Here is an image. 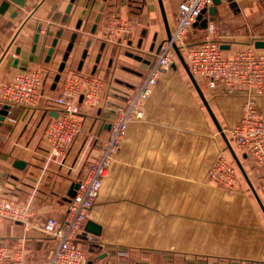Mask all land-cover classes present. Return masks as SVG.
Returning a JSON list of instances; mask_svg holds the SVG:
<instances>
[{
	"label": "crops",
	"instance_id": "0c3cea01",
	"mask_svg": "<svg viewBox=\"0 0 264 264\" xmlns=\"http://www.w3.org/2000/svg\"><path fill=\"white\" fill-rule=\"evenodd\" d=\"M3 1L0 0V4ZM71 1L27 0L23 7L9 2L8 8L0 13V87L16 70L30 69L37 64L52 65L57 69L73 33L77 34V38L60 81L72 70L94 75L103 81L98 105L81 117V132L62 161L49 160L40 141L41 128L48 115L54 114L45 108L43 100L59 91V83L54 90L51 89L56 72L51 76L52 82L45 84L43 98L36 109L23 114L19 108H10L0 127V136L6 137L5 142L0 141V196L29 203L31 208L28 226L0 219V244L20 245L31 264H42L50 255L53 241L40 232L42 222L47 217H63L68 204L65 198L70 186L84 176L89 165L96 160L99 144L110 133V124L115 116L110 111L121 107L144 79L158 45L172 32L173 18L179 2L161 0V9L158 0H124V4L120 0H107L95 32L91 34L102 0H74L72 4ZM70 4V10L66 12ZM83 9L86 14L77 29ZM230 9L241 12L237 3ZM220 11L223 12L220 7L217 8V12ZM114 19L131 25L132 31L117 34L109 42L106 39L107 28ZM58 31L61 34L56 49L50 61L46 62L47 52ZM35 34H38L37 47L31 56ZM88 39H91L88 53L79 69ZM250 42L252 40L243 45ZM102 45L103 50L100 51ZM224 46H228V53L237 50V44L231 41ZM258 51L264 52V48ZM98 54L100 59L96 63ZM171 73L167 75L171 77L176 72ZM197 83L199 84L198 81ZM164 85L165 83L160 86L163 96L159 98L163 99L158 101L156 97L154 102H147L144 106V116L148 122L143 125L142 132L148 131V135L153 136V142L157 143L150 146V151L143 148L144 154L141 156H127L129 160H133V168L134 165H139L125 173L126 190L130 193L121 198H108L105 194L98 196L87 221L100 226V233L94 235L84 230L78 238V244L87 251L89 264H264V219L256 211L259 208L264 209V165L254 164L244 152H241L243 160L239 163L246 178L239 171L237 196L215 201L217 204L214 207L219 208H216L219 223L217 227L212 226V230H207L206 234L207 239L216 240L212 248L192 246L188 250L182 246L178 248L176 243L174 248H167L161 241L164 230H157L159 235L156 242V237L151 235V244L135 246L120 241L128 238V235L123 234L126 233L123 223L126 224L131 218L134 220L133 208L147 211V219L151 212L161 222L164 216L161 208L164 209L167 205L165 192L171 178L174 192L184 184L187 190H192L196 181L199 183V178L203 181L202 176L209 158L207 150H198L196 133L190 129L187 131L192 145L182 151L170 143L175 133L163 130V123L157 120V113L168 106L163 93ZM202 86V93L228 140L226 132L240 119L243 102L240 98L226 97L221 93L212 97L203 84ZM175 91L173 100L176 95L180 99L181 93ZM179 107V111H183L181 105ZM258 107L264 109V100L258 102ZM195 108H199L196 103ZM190 116L192 113L186 111L185 118L192 120ZM198 127L202 128L205 137L202 139L207 146V138L212 128L204 117L203 121H199L197 129ZM221 139L224 142L222 136ZM235 155L239 160L236 153ZM17 160L24 162L21 168L14 166ZM138 175L142 176L139 184ZM140 186L149 195L154 193L152 197H135L134 190ZM249 190L254 196L252 199ZM207 191L205 194L209 193ZM192 201H183L181 197H176L172 206L181 208L183 205H192ZM213 201L207 203L214 205ZM212 213L213 210L211 215ZM176 218L175 215V221ZM118 252H126L127 257H119Z\"/></svg>",
	"mask_w": 264,
	"mask_h": 264
},
{
	"label": "built area",
	"instance_id": "2783aa9c",
	"mask_svg": "<svg viewBox=\"0 0 264 264\" xmlns=\"http://www.w3.org/2000/svg\"><path fill=\"white\" fill-rule=\"evenodd\" d=\"M211 5L212 0H179L177 3L170 39L158 45L144 79L126 103L127 109H116L108 141L101 149L102 154L97 156L77 182L78 188L67 204L63 217H47L42 222L40 232L53 241L51 253L42 264H89L87 251L78 244V238L84 232L89 212L99 196L109 158L119 147L128 124L141 117V107L151 95L159 75L174 64L177 58L174 46L180 51L192 76L204 85L212 97L221 93L242 100L240 119L226 132L228 141L245 154L255 155L259 161L264 159V109L258 107V102L264 100V55L254 47L256 40L228 53L222 49L228 42L211 39L215 33L214 22H208L204 29H199L204 33L203 39L193 43L187 41L188 35L195 29L193 24L197 17ZM131 31V25L114 19L109 23L106 39L112 42L117 34ZM55 72L56 68L52 65L40 64L30 69L16 70L0 87V105H6L9 109L19 108L23 114H28L41 103L43 88L46 83L52 82L51 76ZM102 90V80L72 70L59 82L58 93L44 98L45 108L56 114V117L48 115L40 136L49 160L62 161L65 158L81 132V117L98 105ZM0 141L5 142L6 137L0 136ZM208 177L215 185L227 190L237 186L235 169L224 156L218 158ZM30 209L29 203L0 196L1 220L28 226ZM117 255L127 257L126 252H118ZM0 264L31 263L20 245L0 244Z\"/></svg>",
	"mask_w": 264,
	"mask_h": 264
},
{
	"label": "rangeland",
	"instance_id": "374dc122",
	"mask_svg": "<svg viewBox=\"0 0 264 264\" xmlns=\"http://www.w3.org/2000/svg\"><path fill=\"white\" fill-rule=\"evenodd\" d=\"M235 3L238 4L241 12H235V10L232 11L230 9L229 3L226 0L221 3L219 7L223 10L224 13L221 11L219 13L217 12L216 20L213 23L215 33L214 35H212L211 39L215 41H231L232 43L237 44V49L243 48L244 43L249 42L253 39L256 41H264V1L262 0L260 2H251L250 0H237V2ZM203 37L204 33L195 28L194 30H192L191 34L188 35L187 41L193 43L196 41H200L201 39H203ZM258 52L264 55L263 51ZM171 72L176 73L171 75L170 77L167 74H172ZM164 83L165 85L163 86V93L164 96L166 95L165 101L166 105L168 106L157 113V117L159 115V119L157 120H159L158 122L163 123V130H166L171 134L175 133V137L170 143L172 146L176 145V147H179L182 151L192 145L188 139L189 133L187 131H189L190 129L191 132L196 133L195 136L198 141V150H207V158H209L207 164L205 165L206 168L204 176H202L203 181L201 182L199 178V183L196 181V185L192 190H187L186 184H184V186L180 185L179 189L174 192V188L172 187L173 179L171 178L169 183L167 184V189L165 192L167 205L164 209L161 208L164 212V216H162L160 220L161 222L158 221L157 216H152L153 213L150 212L151 216L149 217V219H147V211H143L141 208H133V214L135 217L134 220H132L131 218V220L129 219L126 224L123 223V225H125L124 229L126 228V233L123 234L128 235V238L121 239L120 241L135 246L146 245L150 242L151 235H154L156 237V242L159 235V232L157 230H164V234L160 233L164 237L161 241L165 243L167 248H174L176 246L175 243L177 244L178 248L182 246L187 248L188 250L192 246L212 248L215 245L216 240L207 239L206 234L207 230H212L211 227H217L219 223V220L216 217V208L218 207L214 206L215 204H217L216 202H219V199L226 197L234 198L237 196V189L239 184L238 174L240 170L235 160L230 155V152L228 151L226 145L222 141L220 133L216 129L215 125H212V121L208 112L199 99L178 58H176L174 64L170 68H168L167 71L159 75V79L152 89L151 95L147 100L144 101L141 107V117L133 119V122L128 124V126L126 127L122 135L119 147L115 152L111 154L109 158L106 176L103 180L99 196L105 194L104 196L108 198L109 196L113 198H121L126 197V194L130 193L126 190L127 178L125 173H127L128 169H135L139 165H134L133 168V166L131 165V161L133 160H129L127 156L129 157L132 154L141 156V154H144L143 148L145 151H150V146H154L156 141L153 142V136H149L146 129V132H142L143 125L148 122L146 116H144V106L147 102H154V99H157L156 97H158V101L163 99V97L162 99L159 98H161V95L163 96L160 86ZM199 86L202 89L203 86L200 82ZM174 90H176L175 93H181L180 99L176 95L175 99L173 100ZM133 94L134 92L129 94L121 108L127 109L126 103ZM195 103L198 105V110L202 112V115L201 112H199L197 108H195ZM179 105H181V108H183V111L181 112L179 111ZM186 111H188V113H192V116H190L192 120H187L185 118ZM202 116L207 121L208 126L212 128L211 134L209 138H207V146H205V140H203L205 139V137L202 134V128L198 127L197 129L199 121H203ZM109 135L107 139L99 144L97 148V156L102 154L101 149L108 141ZM145 142L146 146H144ZM230 145L233 151L237 154L239 161L242 162V151L236 149L234 146H232V144ZM146 154H149V152H146ZM245 155L247 156V154ZM221 156H224L235 169L237 178V186L235 189H224L219 185H215L214 182L211 181V178L208 177L210 169L217 163L218 158ZM248 156L251 158L254 164L264 165V159L259 161V159H257L255 155ZM141 177V175H138V184L141 181ZM168 177L169 176H165V178ZM181 187L183 188L181 189ZM205 189L209 190L207 191ZM206 191L209 193L205 194ZM134 193L135 197L140 199L147 198L148 196L152 197L151 195L154 194L151 193V195H149L148 192L141 189V186L135 189ZM249 195L251 199L254 197L252 191L250 190ZM176 197H181L183 201L193 200V203L192 205H183L181 208H175L174 206H172V201ZM212 200H214V205H211V203H207L209 201L212 202ZM185 203L189 204V202ZM212 210L213 213L211 215ZM256 211L258 215L264 219L263 210L259 208ZM175 215L177 216V221H175ZM163 221L165 223H163ZM207 221H209L210 223L207 224ZM218 241L219 240H217V242Z\"/></svg>",
	"mask_w": 264,
	"mask_h": 264
},
{
	"label": "water",
	"instance_id": "95a60500",
	"mask_svg": "<svg viewBox=\"0 0 264 264\" xmlns=\"http://www.w3.org/2000/svg\"><path fill=\"white\" fill-rule=\"evenodd\" d=\"M27 0H4L1 4H0V13H3L9 6V2L13 3L14 5H17L19 7H23L25 5ZM107 0H102V3L100 4V7L98 9V12L94 18V23L92 25V28H91V34H93L95 32V29H96V26H97V23L99 22V19H100V16H101V12L103 11V8H104V5H105V2ZM121 1V4H124V0H120ZM228 3H229V6L232 8V7H235L236 6V3L233 1V0H226ZM74 2V0L71 1V4ZM159 4H160V8L162 9V3H161V0H158ZM222 3V0H212V5L206 9V10H203L199 16L197 17L196 19V22L193 24V28H197V29H204L207 25L208 22H214L216 20V15H217V8L221 5ZM71 4L68 6L66 12H69L70 10V7H71ZM85 14H86V10L83 9L80 13V16H79V20L77 22V25H76V28L79 29L80 26H81V23H82V20L84 19L85 17ZM207 15V16H206ZM39 31V28L37 29V32ZM60 34L61 32L58 31L57 34H56V37L54 38V40L52 41L51 43V46L47 52V56L45 58V61L46 62H49L51 57L53 56L54 54V51L56 49V46H57V42H58V38L60 37ZM77 38V34L76 33H73L70 37V40H69V43L67 44L66 48H65V52L61 58V62L60 64L58 65V68H57V71H56V74L53 78V82H52V86H51V89L54 90L56 85L59 83L60 81V77H61V73L64 71L65 67H66V63L69 59V55L70 53L72 52L73 48H74V43H75V40ZM167 39H170V34H168L167 36ZM37 40H38V34H35L34 36V41H33V44H32V47H31V56L35 53L36 51V47H37ZM90 43H91V39H88L87 42H86V45H85V49L84 51L82 52V55H81V61H80V64L78 66V68L80 69V67L82 66L83 64V61L85 60L86 56H87V53H88V48L90 46ZM254 47L256 49H263L264 48V42L262 41H255L254 42ZM228 46H222V49H227ZM103 50V45L101 46L100 48V51ZM174 50H175V53H176V56L179 60V62L181 63L183 69L185 70L193 88L195 89L197 95L199 96L203 106L205 107L206 111L208 112L211 120L213 121L216 129L218 130V132L220 133V135L222 136L224 142H225V145L228 149V151L230 152V155L232 156V158L235 160L239 170L241 171L242 175L246 178L245 176V173L239 163V160L237 159L229 141L225 138L224 134H223V131L221 130L207 100L205 99L203 93H202V90L199 86V84L197 83L196 79L192 76V74L190 73L182 55L180 54V51L178 50V48L176 46H174ZM100 59V54H98V56L96 57V63H98ZM139 59V58H138ZM8 110H9V107L6 106V105H0V127L3 123V121L5 120L7 114H8ZM110 113L116 115V111H110ZM53 117H56V114H51ZM24 165V162L22 161H15L14 162V166L17 167V168H21L22 166ZM247 180V179H246ZM248 182V180H247ZM78 188V184L77 183H73L70 188H69V191L67 192V195H66V202H70V200L74 197L75 195V191L77 190ZM262 208V207H261ZM263 212H264V209L262 208ZM84 230L86 232H89V233H92L94 235H99L100 233V226H98L97 224L91 222V221H87L86 224H85V227H84Z\"/></svg>",
	"mask_w": 264,
	"mask_h": 264
},
{
	"label": "flooded vegetation",
	"instance_id": "af4514ba",
	"mask_svg": "<svg viewBox=\"0 0 264 264\" xmlns=\"http://www.w3.org/2000/svg\"><path fill=\"white\" fill-rule=\"evenodd\" d=\"M57 70V69H56ZM65 70V69H64Z\"/></svg>",
	"mask_w": 264,
	"mask_h": 264
}]
</instances>
